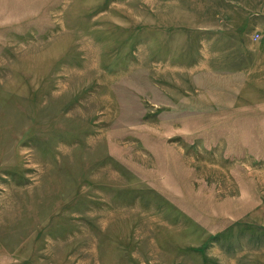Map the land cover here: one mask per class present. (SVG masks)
I'll return each instance as SVG.
<instances>
[{"label": "rangeland", "instance_id": "rangeland-1", "mask_svg": "<svg viewBox=\"0 0 264 264\" xmlns=\"http://www.w3.org/2000/svg\"><path fill=\"white\" fill-rule=\"evenodd\" d=\"M0 264H264V0H0Z\"/></svg>", "mask_w": 264, "mask_h": 264}]
</instances>
